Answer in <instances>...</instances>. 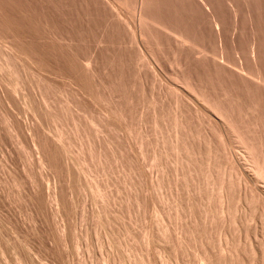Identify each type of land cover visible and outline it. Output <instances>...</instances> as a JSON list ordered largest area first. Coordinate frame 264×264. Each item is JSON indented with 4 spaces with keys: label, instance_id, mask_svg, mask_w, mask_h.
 Returning a JSON list of instances; mask_svg holds the SVG:
<instances>
[{
    "label": "rangeland",
    "instance_id": "rangeland-1",
    "mask_svg": "<svg viewBox=\"0 0 264 264\" xmlns=\"http://www.w3.org/2000/svg\"><path fill=\"white\" fill-rule=\"evenodd\" d=\"M28 1L0 6V264H264V0Z\"/></svg>",
    "mask_w": 264,
    "mask_h": 264
},
{
    "label": "bare ground",
    "instance_id": "bare-ground-1",
    "mask_svg": "<svg viewBox=\"0 0 264 264\" xmlns=\"http://www.w3.org/2000/svg\"><path fill=\"white\" fill-rule=\"evenodd\" d=\"M11 1H12V0H0V6H3V5H5V4H7V3L9 4V3H11ZM53 1H54V0H53ZM53 1H52V2H53ZM143 2H144V0H143ZM53 3H55V2H53ZM56 4H57V3H56ZM19 7H20V6H19ZM22 7H23L24 12H27V13H28V12L34 13L35 16H36V14H38V15H42L41 12H39V9H37V7H36L34 4L30 3V1H28V0H26V1H25V0H22ZM22 7H21V8H22ZM49 7H50V6H49ZM0 8L2 9V7H0ZM21 8H20V9H21ZM56 8H57V7H56ZM3 9H4V13H3L4 16H2V18H0V19H2L1 21H2V22H3V21H4V22H8V23H9V22H13V21H15L14 18H13V15H12V13H11V11H9L10 9H9V10L6 9L5 6L3 7ZM46 10H47V9H46ZM46 10H45V12H46ZM51 10H52V9H51ZM41 11H42V10H41ZM31 13H30V14H31ZM45 14H46V13H43L42 18H40V20L43 19L44 16H47V15H45ZM32 15H33V14H32ZM44 18H45V17H44ZM43 22H44V21H43ZM8 23H7V24H8ZM5 24H6V23H5ZM12 26H13V25H12ZM56 26H57V25H56ZM15 27H16V26H15ZM23 33H24V32H23ZM230 123H231V122H230ZM239 134H240V133H239ZM244 139H245V138H244ZM243 142H244V141H243ZM255 147H256V146H255ZM250 153H251V152H250ZM260 153H261V152H260ZM262 153H263V152H262ZM257 155H258V154H257ZM255 156H256V155H255ZM259 156H260V155H259ZM259 156H258V157H259ZM258 157H257V158H258ZM257 158H256V159H257ZM252 160H253V159H252ZM260 161H261V159H260V160L257 159V160H254V161H253V162H255V164H256L255 166L253 165L254 167H256V168H257V167H258V168L260 167V168H259V173H261V171H263V170H260L261 167H262V168L264 167V162H263V161L260 162ZM255 172H256V171H255ZM257 174H258V173H257ZM261 174H262V173H261ZM263 174H264V173H263ZM263 176H264V175H263Z\"/></svg>",
    "mask_w": 264,
    "mask_h": 264
}]
</instances>
